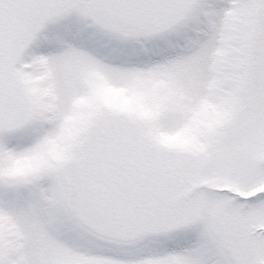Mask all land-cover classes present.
Masks as SVG:
<instances>
[{
  "label": "snow or ice",
  "instance_id": "obj_1",
  "mask_svg": "<svg viewBox=\"0 0 264 264\" xmlns=\"http://www.w3.org/2000/svg\"><path fill=\"white\" fill-rule=\"evenodd\" d=\"M0 264H264V0H0Z\"/></svg>",
  "mask_w": 264,
  "mask_h": 264
}]
</instances>
